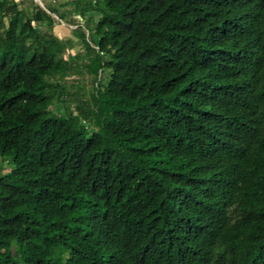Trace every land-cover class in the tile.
I'll use <instances>...</instances> for the list:
<instances>
[{
  "label": "trees",
  "instance_id": "1",
  "mask_svg": "<svg viewBox=\"0 0 264 264\" xmlns=\"http://www.w3.org/2000/svg\"><path fill=\"white\" fill-rule=\"evenodd\" d=\"M0 160V264H264V0H0Z\"/></svg>",
  "mask_w": 264,
  "mask_h": 264
},
{
  "label": "rangeland",
  "instance_id": "2",
  "mask_svg": "<svg viewBox=\"0 0 264 264\" xmlns=\"http://www.w3.org/2000/svg\"><path fill=\"white\" fill-rule=\"evenodd\" d=\"M41 1H42L43 6H41V5L40 6L44 9H46V7L51 2V0H41ZM52 1L57 3V2H61L62 0H52ZM89 15L93 16V18L96 17L95 13H89ZM71 28H73V25H68L67 23L61 22V21L59 23L57 22L54 26V30L59 36H61V37L69 36L72 39V41L74 42V47H72V49H69L68 56H71V54L79 48L78 45L76 44V42H77L76 38L73 35V33L71 32ZM79 85H83L84 89H86V90L90 87V83L87 80V78H82V77H80V79H79ZM74 89L75 88H71V90H74ZM57 106L61 107V105H57ZM7 161H8V158H7ZM0 166H3V170H6L8 168L7 163L3 160H0Z\"/></svg>",
  "mask_w": 264,
  "mask_h": 264
},
{
  "label": "built area",
  "instance_id": "3",
  "mask_svg": "<svg viewBox=\"0 0 264 264\" xmlns=\"http://www.w3.org/2000/svg\"><path fill=\"white\" fill-rule=\"evenodd\" d=\"M33 1H35V2H36V3H38L39 5L43 6V4H42V1H41V0H33Z\"/></svg>",
  "mask_w": 264,
  "mask_h": 264
}]
</instances>
